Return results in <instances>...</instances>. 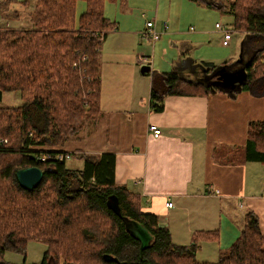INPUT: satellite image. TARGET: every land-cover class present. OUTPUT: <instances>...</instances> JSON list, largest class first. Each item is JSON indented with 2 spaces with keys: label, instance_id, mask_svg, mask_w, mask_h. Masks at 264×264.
<instances>
[{
  "label": "trees",
  "instance_id": "trees-1",
  "mask_svg": "<svg viewBox=\"0 0 264 264\" xmlns=\"http://www.w3.org/2000/svg\"><path fill=\"white\" fill-rule=\"evenodd\" d=\"M16 1L4 0L0 7ZM79 1L85 9L76 17ZM191 1L231 16L232 32L264 37V0ZM106 2L122 6L124 0H20L30 26L0 29V99L18 92L22 100L18 107L0 106V264L7 252L24 256L30 240L47 245L41 264H208L195 259L199 242L218 240V231H201L191 244L175 245L157 216L145 211L141 195L116 184L113 154L82 155L81 169L65 166L67 153L60 149L101 114V46L117 28L104 14ZM203 68L207 76L217 67ZM246 72L241 89L264 78L263 45L251 54ZM148 75L156 113L167 96H206L211 89L175 71ZM243 151L245 161L264 164V121L247 124ZM27 167L43 173L31 191L15 177ZM111 195L120 217L148 232L143 250L107 208ZM211 264H264V236L253 213L245 214L238 237Z\"/></svg>",
  "mask_w": 264,
  "mask_h": 264
},
{
  "label": "crops",
  "instance_id": "crops-1",
  "mask_svg": "<svg viewBox=\"0 0 264 264\" xmlns=\"http://www.w3.org/2000/svg\"><path fill=\"white\" fill-rule=\"evenodd\" d=\"M3 1L0 0V6ZM125 1L122 6L118 4L121 10H125ZM11 22L16 28L30 26L26 11ZM144 29L145 26L142 31ZM214 29L221 34L222 44V32L216 30L215 25ZM155 30L160 33L155 42L143 38L142 31L138 32V41L136 34L118 30V27L110 32L113 39L106 59L113 60L109 63L115 70L110 69L107 74L102 61L104 39L99 71L101 114L79 138L68 141L60 151L66 153L68 149L88 156L113 154L116 184L141 195L145 211L157 216L159 226L169 231L175 245L191 244V238L197 232L218 231L217 241H200L195 253L197 262L211 264L234 242L237 230H242L246 213L256 216L264 236V164L245 161L243 153L242 156L233 154L235 148H244L247 124L264 121V78L249 89L227 92L209 86L205 80L203 67H217L213 62L196 61L178 53V58L171 61L170 70L158 71V61L154 70L175 71L183 79L203 83L211 89L206 96H167L164 109L159 113L152 112L150 80L140 78L149 75L148 72L145 75L138 73L141 63L137 50L145 43L155 49L162 37V43L173 40L169 35H162V27L155 26ZM126 35L134 37L133 43L125 40ZM208 35L200 29L186 38L172 36V42L180 43L176 49L187 54L197 45L208 44ZM242 36L245 50L240 58L246 66L251 54L264 46V37ZM232 40L233 37L224 47H229ZM126 45H129V51H126ZM122 53L125 58L118 61ZM241 63L227 65L223 62L216 69L235 66L238 70ZM150 125L160 130L159 136H152L148 131ZM166 203L172 206L167 208ZM238 209L242 218L236 223L227 220V214Z\"/></svg>",
  "mask_w": 264,
  "mask_h": 264
},
{
  "label": "rangeland",
  "instance_id": "rangeland-1",
  "mask_svg": "<svg viewBox=\"0 0 264 264\" xmlns=\"http://www.w3.org/2000/svg\"><path fill=\"white\" fill-rule=\"evenodd\" d=\"M20 0H17L14 3L9 4L8 6L1 7L0 10V29L2 28H16L15 24L11 22L14 20L18 14L25 12L26 10L20 5ZM129 1L131 3L129 4ZM119 2L108 3L104 5V14L112 22L116 23L118 30H125L126 33L136 34L138 41V32L142 31L146 22L155 23V26H160L162 30V35H169L173 40H166L163 43L161 40L155 45V49H152V46L148 43L142 44L137 50V55L139 59L145 57L150 61L148 66L152 71L153 67L156 66L158 61V71L159 69H171V61L178 58V53L189 58L196 59V61H207L213 62L217 67H220L222 63L227 65H233L238 62L243 51L245 50L244 36L240 33L232 32L230 24L232 18L229 15L220 13L219 11L213 8H207L204 6H199L196 3L190 0H126L125 1V10H121L118 6ZM158 12H156L157 7ZM85 9V4L82 1H79L76 6V17H78ZM17 10V11H16ZM20 11V13H19ZM215 23L221 24L224 28L231 31L233 37L232 42L229 47H224L221 44V34L215 31ZM164 25L166 26L164 28ZM193 28V31L189 29ZM203 29L208 32L207 37L208 44L201 46L197 45L194 50L183 52V50H178L180 43L174 44V38L172 36H183L184 38L193 35L194 31ZM113 34L109 33L106 37V42L102 47V59L104 63V73H108L109 70H115L109 62H113L112 59H106L107 52L111 49V43L113 39ZM125 40L128 43H133V36H125ZM171 41V42H169ZM178 46V49L176 47ZM126 51H129V45L125 46ZM123 54V53H122ZM247 55V54H246ZM125 55H119L118 61ZM199 57V58H198ZM155 63V66L153 64ZM118 65V64H117ZM235 65V64H234ZM120 66V65H119ZM143 65H138V73H140V68ZM235 67V66H234ZM119 69V68H118ZM157 71V72H158ZM141 80H150L149 76L140 77ZM22 104V100L18 92H4L1 94L0 106L2 107H18ZM91 124V123H89ZM89 124H86L81 132L83 133ZM81 132L75 137L79 138ZM74 139V140H75ZM72 142V141H70ZM236 152L233 154H240L242 156L243 147L235 148ZM65 157V166L68 169H81L83 165V160L80 158L82 156L79 152H71V150H66ZM232 212V213H231ZM227 214V220L233 221L236 223L237 219L242 218L241 210H232ZM226 216V215H225ZM236 227V226H235ZM236 229V228H235ZM240 230H237L238 237ZM234 241V240H233ZM232 241V242H233ZM46 243L30 240L27 244L26 254L20 255L16 253L7 252L3 256V261L1 264H41L43 255L46 251Z\"/></svg>",
  "mask_w": 264,
  "mask_h": 264
},
{
  "label": "water",
  "instance_id": "water-1",
  "mask_svg": "<svg viewBox=\"0 0 264 264\" xmlns=\"http://www.w3.org/2000/svg\"><path fill=\"white\" fill-rule=\"evenodd\" d=\"M238 62L241 63V58H239ZM225 69L226 67L215 69L208 75L210 79H213L212 85L227 92H234L241 88L247 80L246 66L232 72H224ZM139 71L141 75H145L149 71V67L142 66ZM211 92H215V90H211ZM42 176V171L35 167L19 169L15 173L18 184L26 191H31L36 188L40 183ZM106 206L110 211L120 217V210L116 196H109L106 201ZM120 218L124 224L125 231L140 242V250L147 247L151 240L148 232L140 224L125 217ZM104 260L106 262L118 263V260L110 255H104Z\"/></svg>",
  "mask_w": 264,
  "mask_h": 264
},
{
  "label": "built area",
  "instance_id": "built-area-1",
  "mask_svg": "<svg viewBox=\"0 0 264 264\" xmlns=\"http://www.w3.org/2000/svg\"><path fill=\"white\" fill-rule=\"evenodd\" d=\"M165 27L166 26L164 25V28ZM215 28L219 32H222V34H223L222 44H223V46H227L228 43H229V40L232 37L231 31L226 29V28H224V26H221L220 24H215ZM141 36L143 38L147 39L148 41L155 42V41H157L160 38V33L155 30V23L147 22L146 25H145V29L141 32ZM139 62L143 66H149L150 65V61L147 60L145 57H141L139 59ZM148 131L150 133H152L153 137H157L160 134V130L156 126H152V125L148 126ZM4 142H6V141H4ZM59 158L61 159V157H59ZM45 159H46L45 157L41 158V160H45ZM165 206L167 208H170L172 206V204L171 203H166Z\"/></svg>",
  "mask_w": 264,
  "mask_h": 264
},
{
  "label": "flooded vegetation",
  "instance_id": "flooded-vegetation-1",
  "mask_svg": "<svg viewBox=\"0 0 264 264\" xmlns=\"http://www.w3.org/2000/svg\"><path fill=\"white\" fill-rule=\"evenodd\" d=\"M241 66H242V67H245V64L242 62V63H241ZM234 70H235L234 67H230V68H226V69L224 70V72H232V71H234ZM205 80H206V82H207V84H208L209 86L212 85V81H213V79H210V78H208V77L206 76ZM215 87H217V86H215ZM47 264H50V263L47 262Z\"/></svg>",
  "mask_w": 264,
  "mask_h": 264
}]
</instances>
